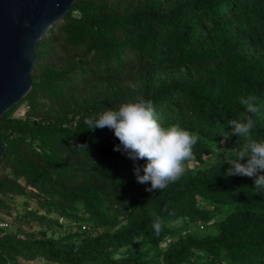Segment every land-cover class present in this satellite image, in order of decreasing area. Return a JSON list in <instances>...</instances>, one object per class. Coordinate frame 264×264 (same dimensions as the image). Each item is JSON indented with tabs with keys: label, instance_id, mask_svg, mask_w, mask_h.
<instances>
[{
	"label": "trees",
	"instance_id": "obj_1",
	"mask_svg": "<svg viewBox=\"0 0 264 264\" xmlns=\"http://www.w3.org/2000/svg\"><path fill=\"white\" fill-rule=\"evenodd\" d=\"M30 82L0 116V264H264V191L225 163L242 96L259 97L264 141V0H74ZM139 97L201 137L162 191L113 130L84 123Z\"/></svg>",
	"mask_w": 264,
	"mask_h": 264
},
{
	"label": "clouds",
	"instance_id": "obj_2",
	"mask_svg": "<svg viewBox=\"0 0 264 264\" xmlns=\"http://www.w3.org/2000/svg\"><path fill=\"white\" fill-rule=\"evenodd\" d=\"M131 87L135 92L142 85L138 82ZM258 100L259 97L255 94L240 98L239 103L245 114L241 120H229L228 124L232 126L231 135L238 136V142H242V145L225 163L231 165L227 175L254 178V188L259 193L264 191V141H257L252 137L257 121L253 115H249L259 112ZM84 123L89 131L105 127L113 130L130 159L146 161L143 175H140V166L135 167L134 172L139 183L151 182V186L146 189L149 192L162 191L170 183L183 177L187 170L186 162L195 158L193 148L201 139L198 133L179 124L164 127L152 101L143 97L123 103L116 110H105L98 116L85 119ZM223 137L225 140L229 138L228 135ZM114 150L120 151V146H116ZM245 160L246 162H241ZM153 227L158 235L163 225L157 221Z\"/></svg>",
	"mask_w": 264,
	"mask_h": 264
},
{
	"label": "water",
	"instance_id": "obj_3",
	"mask_svg": "<svg viewBox=\"0 0 264 264\" xmlns=\"http://www.w3.org/2000/svg\"><path fill=\"white\" fill-rule=\"evenodd\" d=\"M72 1L0 0V116L29 90L37 42Z\"/></svg>",
	"mask_w": 264,
	"mask_h": 264
},
{
	"label": "rangeland",
	"instance_id": "obj_4",
	"mask_svg": "<svg viewBox=\"0 0 264 264\" xmlns=\"http://www.w3.org/2000/svg\"><path fill=\"white\" fill-rule=\"evenodd\" d=\"M21 107L16 111V113L17 114H20L21 113ZM211 228V227H210ZM210 228H208V230L210 229ZM27 264H40V262H38V261H36V262H34V261H32V262H30V263H27Z\"/></svg>",
	"mask_w": 264,
	"mask_h": 264
}]
</instances>
